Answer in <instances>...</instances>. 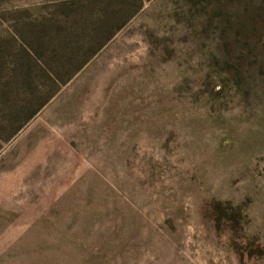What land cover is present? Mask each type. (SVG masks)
I'll use <instances>...</instances> for the list:
<instances>
[{"label":"rangeland","instance_id":"374dc122","mask_svg":"<svg viewBox=\"0 0 264 264\" xmlns=\"http://www.w3.org/2000/svg\"><path fill=\"white\" fill-rule=\"evenodd\" d=\"M0 264H264V0H0Z\"/></svg>","mask_w":264,"mask_h":264}]
</instances>
